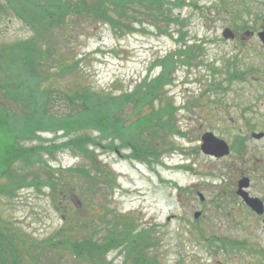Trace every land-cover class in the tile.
<instances>
[{"label":"rangeland","instance_id":"obj_1","mask_svg":"<svg viewBox=\"0 0 264 264\" xmlns=\"http://www.w3.org/2000/svg\"><path fill=\"white\" fill-rule=\"evenodd\" d=\"M65 1L68 3L69 0ZM75 1L76 5L81 2ZM177 1L164 0V5L172 7L173 16L179 18L177 21L168 20L164 12H159L156 4L149 0H134L129 4L126 16L120 17L117 8L111 9L109 15L122 21L116 30L101 18L67 12L57 16L59 23L51 25V34L45 35L38 30L44 25L36 18L30 22L16 13V9L29 0H1L0 129L5 124L4 119L12 118V111L24 115L32 111L36 115L35 108L38 109L40 101L46 99L42 90L56 91L57 86L63 93L76 87L78 82L98 91L100 97L112 93L115 98L128 95L130 99L145 77L152 79L160 74L162 66L156 64L158 59L179 48L192 47L188 59L183 56L188 62L178 63L173 82L167 85L165 95L161 94L153 106L142 103L144 100L139 90V101H129L119 111L114 102L104 108V118H113L111 126H114L110 131L114 138L106 141L112 139L117 150L96 146L100 189L97 202L100 207L95 213L102 223L97 236L106 235L108 225L105 221L126 216L135 219L139 229L151 232L157 244L148 247L145 253L147 256L157 255L163 264H262L257 253L264 245V239L254 230L244 231L242 223H228L235 217L223 215L224 208H219L226 195L222 163L196 150L200 136L206 131L226 138L238 129L233 127L234 122L241 125L258 102L262 104L258 108L264 111V44L257 36L264 27V0H185L183 7L176 4ZM38 3L45 2L39 0ZM226 28L235 31L236 37L225 38L223 31ZM247 29L253 34L243 37ZM39 36H44L41 45L50 50L49 56L56 53V59L75 61L74 70L62 76L54 73L56 68L43 70L47 61L55 60L53 54L39 56L37 50L34 51L35 62L31 65L23 44ZM41 58L44 66L39 64ZM36 70H43V75L39 72L42 81L34 73ZM39 83L40 89H37ZM164 96L176 106H173L175 119L182 135L177 130L167 137L161 130L150 135L152 128H146L152 121H157V118L150 120L148 116L159 114L156 110L167 105ZM48 97L51 98L48 109H67V99L63 96L57 93ZM14 117L19 121V132L27 129L31 132L27 134L31 139L22 143L24 148L41 142L63 143L72 137L71 133L64 136V130L56 134L38 129V122L31 128ZM41 123L48 125L47 122ZM102 132L99 128L87 126L81 135L97 136ZM77 133L80 131L73 134ZM135 135L139 137L134 139ZM17 138L10 140L18 141ZM168 146L171 150H165L159 156L151 152ZM72 147L68 144L54 155L43 154L53 167H64L60 175L62 183L71 175L66 169L83 162ZM135 148L142 152L141 157H131ZM12 163L0 171V221L8 224L7 233H22L24 242L19 252L23 251L26 258L24 264H87L73 255L71 247L48 246V240L52 239L51 244L53 238L59 240L63 231L62 207L66 209L67 205L71 207L73 204L84 207L81 186L73 194L69 187L65 192L64 184L59 185L58 189H62V195L66 194L67 202H60L58 208L50 188L39 185L38 180L46 178L43 170L38 172L34 168L28 171L27 180L22 183V161ZM36 167L39 168V164ZM32 183L35 185L29 187ZM196 191L209 197L213 206L208 208L207 217L201 218L205 222L210 220L209 223L194 218L196 209L201 206ZM86 208V211L80 210L85 218L93 210ZM210 216L217 217V220L209 219ZM240 240H246L241 251L237 248ZM230 242L237 244L230 246ZM133 258L134 253L127 256L123 248H118L111 250L106 260L109 261L107 264H124L125 261V264H136ZM142 259L139 258L140 264Z\"/></svg>","mask_w":264,"mask_h":264},{"label":"trees","instance_id":"obj_2","mask_svg":"<svg viewBox=\"0 0 264 264\" xmlns=\"http://www.w3.org/2000/svg\"><path fill=\"white\" fill-rule=\"evenodd\" d=\"M38 1L39 0H29L28 3H24L22 6L18 7L16 9V13H19L23 19L30 22L37 19L40 24L44 25L42 26V29L38 30L43 32L45 35H49L51 34V25L59 23L60 18H57V16H61L67 12L79 14L86 13L91 17L101 18L108 22L116 30V26L122 25V21L109 15L111 9L117 8V12L120 17L126 16L129 10V4L134 0H92L91 2L88 0H81V2L77 5L75 0H69L68 3H66L65 0H43L45 3L40 5ZM149 1L156 4L158 11L161 13L164 12L165 17L168 18V20L177 21L179 19L178 17L173 16L172 7L164 5V0ZM175 3L183 7L184 4H186V1L178 0ZM170 4L175 5L172 1H170ZM81 7L83 9L82 11H79L81 10ZM43 37L44 36H39V38H34L33 40L23 44L29 51L28 52L26 50V57H28L27 61H29L31 65L35 62V50L38 51L39 56L42 54L49 56L50 54V50L48 48L44 49L41 45ZM191 52L192 47L179 48L174 52L168 53L164 58L158 59L156 64L162 66L160 74L152 79H149V76L145 77L142 83L137 85V88L134 94H131L133 96L130 99V96L128 95H121L118 96V98H115V95L112 93H108L100 97V93L98 91L89 89L84 86V84L80 85V83L77 82L76 87L68 91L64 90L63 93L61 87L59 88V86H57L58 89L56 91L51 90L50 88L42 90L45 92L46 99L40 101L38 109L35 108L36 115H34L32 111L31 114L29 113L25 115L24 113L12 111V113H10L13 115L12 118H8L7 120L4 119L5 124H3V127L0 129V171L2 168L3 171L9 168V166L13 164L12 161H18L21 159L23 164V173L21 174L20 181L23 183L27 180L26 177L29 175L27 174L28 171H33L34 168H36V171L38 172L43 170L46 174V178L44 181L38 180V182H40L39 185L45 184V186L50 188L51 193H54V199L56 200L55 204L58 208L61 207L60 202H64V204L67 202L66 196H64L66 194L62 195V189H58L59 185L64 184L63 191L65 192L67 190L66 188L69 187L73 194L76 193V188L81 186L79 190L81 191V197L84 196V207L82 208L81 204L79 206H75V204H73L71 207L67 205L66 209L62 207L64 221L61 230L63 231L59 234V240L53 238L52 244V239L48 240L50 242V245L48 246H58L61 248L71 247L73 255L75 257L78 256V259L84 260L87 264H96L94 261L100 264L109 263V261L106 260L107 254L111 250L118 248H123L127 256L134 253L133 261H137L136 264H140L139 258H143L141 264H163L158 260L157 255L147 256L145 253L146 249L148 247L155 246L157 241L152 238L151 232L147 231L145 228L139 229L138 223L135 219H129L126 216L124 218L117 216V219L114 218L116 221L108 219L107 222L105 221L108 225L106 235L104 237L97 236L100 233L102 223H99V217L95 213L97 207H100L97 202V196L100 189L98 187L99 172L96 169V162L98 163L96 146L117 150L116 144L112 141L114 137L110 133V131L112 132L114 128V126H111L113 118H104L106 117L104 115V108L106 106L114 102L117 104L119 111L129 101H139L137 96L139 90H141L142 96L144 97H141L144 100L142 103H149L153 106L154 101L159 98L161 94L165 95L167 85L173 82V72L176 70L178 63L186 62ZM52 54L53 53H51V55ZM184 55L187 59L183 57ZM53 58L55 62L47 61V67L45 65L43 70L47 68H56L54 69L56 71L54 73L59 74L58 76H62L65 73L74 70L75 61H66L64 58L56 59V53L53 54ZM27 61H25L24 64H27ZM42 61L44 60L41 58L39 60V64L44 66ZM43 70L42 72L37 70L34 71V73L39 76L40 80L43 77L39 75V72L43 75ZM30 73L32 74V68H30ZM37 89H40V83ZM57 93L58 96L60 95L61 97L63 96L67 99V109L64 111L47 108L51 100L48 96H52ZM163 101L166 102L167 105L161 106L160 109L156 110L159 114L148 116V119L150 120L157 118L156 122L152 121V123L146 127L152 128V131L149 134H158L161 130L165 132L167 137L171 134V132L177 130L176 132L182 135L183 132L179 129L180 127L175 119L176 109H174V107L176 108V106L167 100L165 96ZM14 116L20 118L22 123L26 122V124L31 126V128H33L37 124L36 122H38V129L54 131L56 134L58 133L57 131L64 130L66 133L64 136L71 133L72 137L63 143H56L54 141H51L50 143L41 142L38 145L24 148L22 147V143L31 139V136H27V134L31 132L29 129L19 132L17 128V122L19 123V121ZM41 122H47L48 125H43ZM87 126L99 128L103 132L97 136L87 133L81 135L83 129ZM120 128L122 130L123 127ZM11 129L13 132H11ZM76 131H80V133L73 134ZM105 131H108L109 133H106ZM12 137H18L17 139L19 140L11 141L10 139ZM37 137L41 136L37 135ZM138 137L139 135H135L134 139H137ZM108 138L112 139L110 141H106ZM68 144L73 145L72 150L82 157L83 162L76 167L66 169L71 175L68 179H63L62 183V177L60 175L63 173L64 167H53L43 157V154L47 153L54 155L57 150L62 147H66ZM165 150H171V147L168 146L164 149H153L151 152L156 156H159ZM140 152L141 151L139 149L135 148V152L132 153L131 157H141L142 152ZM88 163H91V165ZM37 164H39V168L36 167ZM31 168L32 170H30ZM58 177L60 179H57ZM75 177L79 180L74 179ZM56 180L59 181L56 182ZM34 185L35 184L32 183L29 187H33ZM86 207H90V209L92 208L93 210L89 213L90 216L85 218L80 213V210L83 211ZM7 225L8 224L6 223H0V264H24L26 258L22 254L23 251L20 250L19 252L20 245L24 242L22 233H13L10 231L7 233ZM84 230H86L85 233L81 234ZM10 261L12 263H10ZM126 262L127 261H125V263Z\"/></svg>","mask_w":264,"mask_h":264},{"label":"flooded vegetation","instance_id":"obj_3","mask_svg":"<svg viewBox=\"0 0 264 264\" xmlns=\"http://www.w3.org/2000/svg\"><path fill=\"white\" fill-rule=\"evenodd\" d=\"M2 5L0 4V8ZM261 105L258 102L253 109L255 112L252 110L251 115L245 117L241 125L238 121L234 122L233 127L238 128L234 134L228 135L226 138L217 135L224 139L228 145V152L225 155L215 156L204 153L202 151L203 135L200 136L196 152L201 151L206 157L222 163L221 175L226 195L224 194L223 198L224 204L219 208H224L223 215H227L229 218L235 217L228 220V223H242L244 231L254 230L260 238L264 239V111L258 108ZM196 194L201 206L196 209L195 215L198 212L199 215H194V218L197 221H202L204 219L201 218L208 215V208L213 206H211L209 197L206 198L201 191H196ZM212 219L217 220V217H212ZM202 222L206 224L211 221L205 222L204 220ZM198 229L201 230L200 226ZM245 244L246 240H240V251L245 248ZM259 251L257 255L260 257L261 263L264 264V245L260 247Z\"/></svg>","mask_w":264,"mask_h":264},{"label":"water","instance_id":"obj_4","mask_svg":"<svg viewBox=\"0 0 264 264\" xmlns=\"http://www.w3.org/2000/svg\"><path fill=\"white\" fill-rule=\"evenodd\" d=\"M249 33L250 32H246L245 36ZM223 36L225 38H234V32L231 28H226L223 32ZM259 36L264 42V30L259 33ZM202 150L205 153L214 154L216 156H222L228 152L225 140L217 137L213 132H206L203 135ZM198 215L199 214H196V216Z\"/></svg>","mask_w":264,"mask_h":264}]
</instances>
